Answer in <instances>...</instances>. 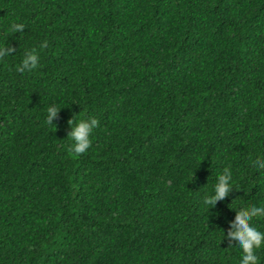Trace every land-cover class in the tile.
I'll return each instance as SVG.
<instances>
[{
	"label": "trees",
	"instance_id": "obj_1",
	"mask_svg": "<svg viewBox=\"0 0 264 264\" xmlns=\"http://www.w3.org/2000/svg\"><path fill=\"white\" fill-rule=\"evenodd\" d=\"M0 45V264H239L224 232L264 203V0H0ZM77 115L99 119L82 154Z\"/></svg>",
	"mask_w": 264,
	"mask_h": 264
},
{
	"label": "clouds",
	"instance_id": "obj_2",
	"mask_svg": "<svg viewBox=\"0 0 264 264\" xmlns=\"http://www.w3.org/2000/svg\"><path fill=\"white\" fill-rule=\"evenodd\" d=\"M25 25L23 23H12L8 31L12 34L17 32L23 34ZM46 42L40 48H32L24 52L22 60L17 65V71L35 69L40 62V54ZM15 48H8L0 45V59L10 56ZM59 107L52 105L47 109V123L54 124V118L58 115ZM71 131L69 138L73 141L72 151L74 154L85 153L91 146L92 134L99 126V119L95 116L82 119L78 115L71 121ZM251 167L260 172H264V157L256 158ZM236 187L233 180V173L230 168H225L217 175L214 190L211 195L206 197L205 203L213 208L221 200L230 195ZM235 201V200H234ZM233 201V202H234ZM237 209V215L230 226V230L224 232L223 239L229 240V248L234 247L241 252L239 264H261L257 250L264 249V228L256 226L255 220H264V203L252 204L245 208Z\"/></svg>",
	"mask_w": 264,
	"mask_h": 264
}]
</instances>
